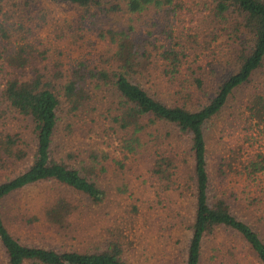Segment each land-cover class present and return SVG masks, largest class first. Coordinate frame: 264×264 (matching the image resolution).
Listing matches in <instances>:
<instances>
[{"label": "trees", "instance_id": "obj_1", "mask_svg": "<svg viewBox=\"0 0 264 264\" xmlns=\"http://www.w3.org/2000/svg\"><path fill=\"white\" fill-rule=\"evenodd\" d=\"M43 1L80 13L74 19L39 16L38 27L52 30L44 37L27 19L25 0H0V246L6 264H126L125 244L114 234L95 249H53L24 244L11 229L45 217L59 234L79 233L86 202L107 201L98 174L104 166L84 163L60 143L72 135V119L92 114L94 126L109 121L127 153L146 150L143 137L151 136L148 171L168 190V229L189 231L184 264H264V231L245 217L249 198L239 190L243 177L264 171V156L249 154L254 143L247 134L254 121L264 125V85L242 104L245 135L224 143L215 172L207 140L209 125L264 69V0H196L198 13L190 0ZM221 42L233 48L235 71L208 103L190 109L158 97L156 87L202 90V68L184 73V66L199 43L207 50ZM142 80L153 84L146 88ZM109 94L113 101L104 103ZM61 114L67 117L62 126ZM17 121L25 126L17 129ZM44 183L74 200L61 190L44 200L41 217L23 212L14 198ZM190 198L191 211L183 214L174 200Z\"/></svg>", "mask_w": 264, "mask_h": 264}, {"label": "rangeland", "instance_id": "obj_2", "mask_svg": "<svg viewBox=\"0 0 264 264\" xmlns=\"http://www.w3.org/2000/svg\"><path fill=\"white\" fill-rule=\"evenodd\" d=\"M25 1L28 6L23 11L27 19L32 20L31 26H34L35 32L41 31L40 35L44 37L52 30L46 25L38 27L39 16L47 13L54 18L74 19L80 13L70 6L56 5L48 1ZM195 4L196 0H190L188 5H191L192 11L198 13L199 8H196ZM145 20L146 16H142L140 21L143 25ZM196 46L188 57L184 73H187V67L202 68L198 74L205 76L203 89L156 87L155 89L161 93L158 97L166 103L185 104L190 109L201 107L214 96L219 84L235 71L233 48L227 46V43H211L207 50L203 47V43ZM211 49L216 53H212ZM141 82L146 88L153 84L147 80ZM263 85L264 69L259 76L257 75L252 85L237 93L221 117L209 125L207 140L212 171L215 172L218 168L217 161L223 153L224 143L231 142L236 136L244 137L243 130L248 126L245 125L246 111L242 104ZM107 97L104 103L113 101L110 94ZM92 119H96L93 114L72 119L76 121L73 133L71 136L62 137L60 143L63 145V151L77 153L84 163L97 164V167L100 164L104 166V170H98V174L102 187L107 191V201L104 205L98 206L86 202L85 207L88 208L86 216L82 219L80 232L59 234L56 229L48 227L44 222L45 217H41L44 200L60 193L61 190L71 200H74V197L53 184L37 185L20 193L14 200L20 202L23 212L38 213L41 220L31 227L25 226V223H21L20 226L13 225L11 229L14 235L27 245L53 249L76 247L85 250L95 249L98 242L107 243L114 234V238H120L125 244L123 259L126 264H169V260L174 261L175 264H184L189 231L175 229L171 233L168 229V222L171 221L170 212L168 216V190H164L148 171L151 162L149 154L154 149L151 136L148 134L143 137L144 142H147L146 150L140 149V154L137 155L127 153L123 148V140L113 135L108 120L102 118V128H100L94 126ZM66 120L67 117L61 114V126ZM12 125L17 129L25 126L22 121ZM249 126L250 130L247 134L254 143L252 149H249V154L255 160L258 155L264 156V125L254 121ZM62 128L61 133H63ZM154 130L155 128L152 131ZM163 132L165 133V130ZM25 138L29 140L30 136L26 134ZM225 146L227 148V144ZM2 180L4 179L0 177V182ZM240 182L239 190L241 189V193L249 198L248 201H244L245 208L249 209L245 217L264 231V223H262L264 222V171L256 178L248 179L245 176ZM192 200L190 198L174 201L179 202L183 207L182 213L187 214L189 210L191 211ZM248 202L252 203L250 207H247ZM169 206L172 208L173 205ZM242 213H245V210L241 209ZM176 238L180 243H177ZM224 240L221 239L223 243ZM6 262L5 253L0 246V264ZM208 263L212 264L211 259Z\"/></svg>", "mask_w": 264, "mask_h": 264}]
</instances>
